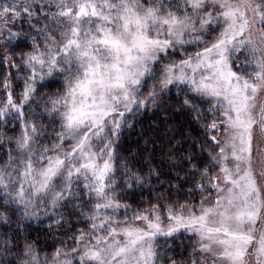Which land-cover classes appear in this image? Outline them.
I'll return each instance as SVG.
<instances>
[{
    "label": "snow or ice",
    "instance_id": "6c2138e0",
    "mask_svg": "<svg viewBox=\"0 0 264 264\" xmlns=\"http://www.w3.org/2000/svg\"><path fill=\"white\" fill-rule=\"evenodd\" d=\"M21 18L30 29L27 74L16 99L0 82V121H19L22 131L0 165V199L26 217L42 212L50 229L73 204L87 230L72 237V258L61 243L41 259L38 241L13 237L0 257L16 259L0 264H177L160 255L157 237L182 230L197 237L188 264H264V48L252 38L258 24L264 44V0H0V39L20 36L7 26ZM55 83L59 90L40 94ZM170 86L197 119L206 116L195 101L208 104L209 127L221 133L210 137V168L200 171L195 155L184 161L188 175L199 172L202 199L180 203L161 192L133 208L121 192L145 181L126 165L118 174V138L127 117L158 106ZM33 104L40 117L25 114ZM41 117H50V133Z\"/></svg>",
    "mask_w": 264,
    "mask_h": 264
},
{
    "label": "trees",
    "instance_id": "16d2710c",
    "mask_svg": "<svg viewBox=\"0 0 264 264\" xmlns=\"http://www.w3.org/2000/svg\"><path fill=\"white\" fill-rule=\"evenodd\" d=\"M15 2L19 5L22 0H15ZM7 27L11 28L13 33H21V35L13 37L9 42L5 32V38L0 39V57H7L0 62V82L11 85V90L17 94L14 96L16 99L23 90L24 76L27 74L23 68L22 59L30 51L31 41L30 38H26L30 29L23 18L10 22ZM214 34L215 31L208 39L211 40ZM196 50L199 49H190V51ZM60 87V83H55L49 87L40 88L39 92L41 95H50ZM5 91L0 86V98H3ZM183 98V94H180L178 89L170 86L163 99L158 98V106L151 105L147 110L127 117L130 126L122 128L116 147L117 172L119 174L126 165L142 175L145 182L143 188L134 187L122 192L118 189L117 191L121 192V203L130 204L133 208L140 205L146 207L150 201L155 203V198L161 192L165 196L171 192V200L180 203H196L202 199L200 190L195 187L196 184L201 183L199 172L195 176L188 175L189 166L184 161L190 155H195L196 159L193 163L200 171L210 168L212 162L207 159L213 147L210 137L217 136L218 133L214 134L209 127L212 123V115L206 111L209 105L195 101L202 110L201 115L206 116V118L197 119V113L190 112L187 107H181ZM34 110L37 117H40V109H36L35 104L31 108L26 107L25 114L28 115ZM37 122L42 123L49 133L51 132L50 117H41ZM21 131L19 121L13 120L11 123L0 121V165L7 161L9 152L15 148L12 142L21 135ZM46 142L45 137L41 136L40 143ZM176 165H182V168ZM156 173L160 174L159 179ZM185 178L190 182L182 183ZM176 185H180L179 192L175 189ZM190 189H192L191 193ZM162 202L167 204L169 201ZM17 208V205H10L7 201L0 199V216L4 217L0 218V244L13 237L18 245L28 241H38L37 248L41 259L47 257L50 260L55 250L63 243L64 251L69 253V258H72L71 249L77 247L72 237L79 236L82 229L87 230L85 218L76 214L77 209L73 204L60 209L64 221L60 226L53 225L52 229L49 228L52 221L42 212L39 217H26L22 210ZM84 211L87 215V206ZM123 211L121 209L120 213H117L119 219L125 218L122 215ZM132 215L133 213L128 211L127 216ZM157 239H163V237ZM157 243L160 245L158 248L160 255L175 259L177 264H188L189 259L195 258L192 246L196 243V238L191 234L176 235L174 238L158 240ZM13 259H16L15 253L0 257V260L5 262ZM73 264H76L75 259Z\"/></svg>",
    "mask_w": 264,
    "mask_h": 264
},
{
    "label": "rangeland",
    "instance_id": "374dc122",
    "mask_svg": "<svg viewBox=\"0 0 264 264\" xmlns=\"http://www.w3.org/2000/svg\"><path fill=\"white\" fill-rule=\"evenodd\" d=\"M258 29H259V25H258V24L254 25L252 38H253L254 42L257 44L258 47L264 48V44H261V42H260V37H259ZM216 34H217V33L215 32L214 37L216 36ZM214 37H213V38H214ZM213 38H212V39H213ZM258 102H260V103H264V95H261V96L258 97ZM215 133H216V132L214 131V134H215ZM217 133H218L217 138H219L220 135H221V133H219V132H217ZM181 234H191V235L194 236L193 233L185 232V231H183V230H182L180 233H177L176 235H181ZM176 235H175V236H176ZM157 238H158V237H157ZM195 238L197 239V237H195ZM166 239H168V238L163 237V239H157V241H158V240H166Z\"/></svg>",
    "mask_w": 264,
    "mask_h": 264
}]
</instances>
